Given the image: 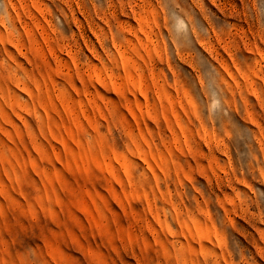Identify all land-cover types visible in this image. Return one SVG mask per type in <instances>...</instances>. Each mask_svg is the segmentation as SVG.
<instances>
[{
	"label": "rangeland",
	"instance_id": "rangeland-1",
	"mask_svg": "<svg viewBox=\"0 0 264 264\" xmlns=\"http://www.w3.org/2000/svg\"><path fill=\"white\" fill-rule=\"evenodd\" d=\"M0 264H264V0H0Z\"/></svg>",
	"mask_w": 264,
	"mask_h": 264
}]
</instances>
